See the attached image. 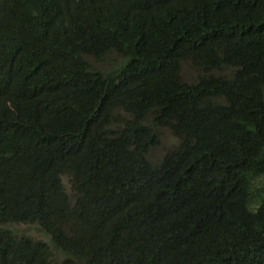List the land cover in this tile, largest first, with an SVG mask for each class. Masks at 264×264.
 <instances>
[{
	"label": "trees",
	"instance_id": "16d2710c",
	"mask_svg": "<svg viewBox=\"0 0 264 264\" xmlns=\"http://www.w3.org/2000/svg\"><path fill=\"white\" fill-rule=\"evenodd\" d=\"M254 154L264 0H0V264H264Z\"/></svg>",
	"mask_w": 264,
	"mask_h": 264
},
{
	"label": "clouds",
	"instance_id": "9594fccd",
	"mask_svg": "<svg viewBox=\"0 0 264 264\" xmlns=\"http://www.w3.org/2000/svg\"><path fill=\"white\" fill-rule=\"evenodd\" d=\"M34 19H37V23L31 22L28 25L27 28V32L23 35L25 41L27 42H33L35 40V34L39 33V30H43V33H46V37L52 39V46H56V47H64L65 45H70L73 42H65L59 38H57L55 36L56 33V28L54 27L52 21H50L49 19L45 18V17H35ZM13 22L16 24L17 22L19 23V26L22 25L20 21V17L18 15H14L12 17ZM108 58L106 59H102L101 58V62L106 61ZM255 155V154H254ZM255 158L257 160V167H261L260 170V176L262 179H264V157L263 155H255ZM262 207H264V205H261L260 207H258V209H261Z\"/></svg>",
	"mask_w": 264,
	"mask_h": 264
},
{
	"label": "rangeland",
	"instance_id": "374dc122",
	"mask_svg": "<svg viewBox=\"0 0 264 264\" xmlns=\"http://www.w3.org/2000/svg\"><path fill=\"white\" fill-rule=\"evenodd\" d=\"M111 57V56H110ZM110 57H108V59L104 62H100V63H96L95 60L94 64H96L95 66H97L99 69L101 70H108L109 68H111L112 64L110 61ZM172 142H166L164 145L169 148L171 146ZM64 183L66 184V186L68 187V180L66 178H64ZM10 229L12 230H19V234L20 235H26V236H30L33 237L34 239L37 240H47V237L41 232L39 231L40 228L37 225H34L33 223H22V224H18V225H11Z\"/></svg>",
	"mask_w": 264,
	"mask_h": 264
},
{
	"label": "bare ground",
	"instance_id": "6f19581e",
	"mask_svg": "<svg viewBox=\"0 0 264 264\" xmlns=\"http://www.w3.org/2000/svg\"><path fill=\"white\" fill-rule=\"evenodd\" d=\"M47 2H48V1H47ZM263 181H264V180H263ZM254 191H255V190H254ZM255 194H257V193H255ZM255 199H256V198H254V200H255ZM256 202H257V201H256ZM253 203H254V202H253ZM253 203H252V204H253Z\"/></svg>",
	"mask_w": 264,
	"mask_h": 264
}]
</instances>
